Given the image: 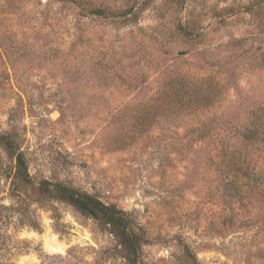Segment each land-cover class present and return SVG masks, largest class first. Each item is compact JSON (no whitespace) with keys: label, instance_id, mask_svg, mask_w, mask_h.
Returning a JSON list of instances; mask_svg holds the SVG:
<instances>
[{"label":"rangeland","instance_id":"374dc122","mask_svg":"<svg viewBox=\"0 0 264 264\" xmlns=\"http://www.w3.org/2000/svg\"><path fill=\"white\" fill-rule=\"evenodd\" d=\"M0 264H264V0H0Z\"/></svg>","mask_w":264,"mask_h":264},{"label":"trees","instance_id":"16d2710c","mask_svg":"<svg viewBox=\"0 0 264 264\" xmlns=\"http://www.w3.org/2000/svg\"><path fill=\"white\" fill-rule=\"evenodd\" d=\"M67 1H71L73 3L78 2V0ZM92 11L95 12L96 10ZM226 128H228V126ZM3 138L5 142L9 144V140L5 137ZM24 165V159L20 154H17V170H22ZM55 189L66 201L75 205L81 212L89 214L95 219L102 220V222L109 227V232L118 239V243L127 251V253L133 257L137 255L141 244L139 235H137L132 229V226H130L129 220L125 216L123 210H120L113 205H104L93 196L88 194H79L67 186H56Z\"/></svg>","mask_w":264,"mask_h":264},{"label":"bare ground","instance_id":"6f19581e","mask_svg":"<svg viewBox=\"0 0 264 264\" xmlns=\"http://www.w3.org/2000/svg\"><path fill=\"white\" fill-rule=\"evenodd\" d=\"M74 232H75L78 236H80L81 238H83V239L86 240V241H88V239H91L90 236H89L87 233L84 234V233H81V232L76 231V230H74ZM88 242H89V241H88ZM47 245H48V247L57 250V246L54 245L53 240H52V241H51V240H48V241H47ZM60 249H61V248H60ZM49 250H50V249H49Z\"/></svg>","mask_w":264,"mask_h":264},{"label":"water","instance_id":"95a60500","mask_svg":"<svg viewBox=\"0 0 264 264\" xmlns=\"http://www.w3.org/2000/svg\"><path fill=\"white\" fill-rule=\"evenodd\" d=\"M88 241H89L90 243H93V241H92L91 239H88Z\"/></svg>","mask_w":264,"mask_h":264}]
</instances>
